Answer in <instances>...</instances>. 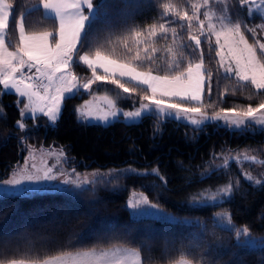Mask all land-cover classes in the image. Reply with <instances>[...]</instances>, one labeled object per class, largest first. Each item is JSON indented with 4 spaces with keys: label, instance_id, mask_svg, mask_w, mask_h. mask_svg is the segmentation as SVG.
<instances>
[{
    "label": "trees",
    "instance_id": "1",
    "mask_svg": "<svg viewBox=\"0 0 264 264\" xmlns=\"http://www.w3.org/2000/svg\"><path fill=\"white\" fill-rule=\"evenodd\" d=\"M8 2L6 39L11 49L20 45L21 20L29 34L58 28L57 20L44 14L41 0ZM93 3L95 13L86 22L81 55L94 57L100 51L121 63L139 65V71L160 75L169 74V66L176 62L183 69L202 57L213 85L211 96L205 91L204 112L213 116L221 109L241 111L264 102V95L250 84L225 78L215 55L217 45L198 31L205 13L214 10L227 13L250 43L257 42L247 30L255 21L240 0ZM185 13L195 18L182 20ZM162 24L167 30L163 33ZM193 35L201 39L198 49ZM137 54L143 63L135 60ZM75 59L74 74L81 81L93 79L92 70ZM97 74L104 73L97 70ZM122 82L135 91L124 93L109 82L96 81L89 92L81 90L64 100L55 125L46 117L27 119L24 130L16 127L24 101L18 103L22 98L0 85V180L24 161L29 149L40 146H61L81 171L104 173L83 189L70 186L33 195H0V264L43 262L114 247L136 250L142 264H264V244L238 246L237 236L245 227L252 237L264 240V128L248 125L234 130L215 120L195 126L154 112L139 123L116 120L100 125L78 120L77 109L94 95H108L127 110L145 102V87ZM134 193H143L178 220L133 218L128 200ZM221 210L229 213L235 229L219 224L216 212Z\"/></svg>",
    "mask_w": 264,
    "mask_h": 264
},
{
    "label": "snow or ice",
    "instance_id": "2",
    "mask_svg": "<svg viewBox=\"0 0 264 264\" xmlns=\"http://www.w3.org/2000/svg\"><path fill=\"white\" fill-rule=\"evenodd\" d=\"M246 2L247 0H240L241 4ZM41 3L43 9L53 13L58 20V28L55 31L26 35L25 27L21 23L19 28L20 45L14 51L5 47V38L0 35V85H3L4 90H14L20 98L27 99V103H24V108L21 111V116L24 119L39 120L41 117H46L50 124H55L62 112V101L74 98L81 88L89 90L96 81L109 82L124 93L134 92V88L125 86L122 78H128L138 85L146 86L142 99L148 103L141 104V110L118 113L115 101L104 96L102 99L108 105L109 110L97 109V112L102 113L98 118L110 122L109 117L118 120L121 116L124 118L141 117L142 114L154 112L161 118L179 120L186 117L193 125H201L209 119L207 113L202 111V108L205 107L203 97L205 91L211 96L213 85L211 73H206V69H204L202 57L199 63H188L183 69H180L179 63L176 62L169 66V74L160 75L153 74L151 70L139 71V65L121 63L102 55L100 51H96L94 57L88 54L81 55L86 22L90 17L85 15V6L87 10H93L95 7L93 0H41ZM165 7L168 8L167 5ZM10 8L11 5L5 0H0V33L9 26ZM205 15L207 16V13ZM180 18L191 21L195 17H189L185 13ZM160 29L162 33L167 31L163 24L160 25ZM208 29L206 39L215 35V44L218 49L215 55L219 57L220 67L226 74L225 78H227V74H233L238 81L250 84L257 92L264 95V43L258 44V54L256 46L258 42L249 43L241 31L239 23L231 27L222 24L219 31L210 23ZM247 30L253 34L256 31L254 28ZM198 31L200 35H205L203 21H200ZM173 33L175 34V29H173ZM152 34L154 35L155 32L153 31ZM191 39L195 42V48L198 49L201 39L196 35H193ZM75 58L83 61L92 70L93 79L88 80L82 86L77 84V77L69 71L70 67L77 63ZM148 59L150 58L145 56V60ZM135 60L141 61L139 54L136 55ZM141 63L143 62L141 61ZM97 69H102L104 74L98 75ZM18 103H23V99ZM90 103L86 101L84 109H88ZM189 104L192 106H188ZM152 105L155 107L152 108ZM207 106L211 107L212 105L208 104ZM84 109H77V112L87 117L97 114L90 109L86 111ZM261 110H264V102L259 103L257 107L248 106L241 111L221 109L214 113L212 119L222 120L225 126H235L237 129L248 124L264 125V118L257 119L256 117V113ZM0 112H2V108H0ZM197 114L200 119L191 118ZM78 120H80V116H78ZM38 126L37 124L33 125L34 128ZM16 127L24 130L25 124L17 121ZM126 171L133 170L127 169ZM137 175L140 174L137 173ZM249 179L251 178L249 177ZM55 180H58V177L53 174V169L48 167L42 175L26 174L23 180L9 179L0 182V187L3 188L6 195L10 191L21 190L23 181L37 183ZM63 183L83 189L87 181L76 183L65 179ZM222 191L227 193L229 189L224 188ZM140 203L147 205L149 203L147 197L129 206L136 208ZM151 207L157 208L159 211L157 205L153 204ZM237 236L251 239L247 229L244 232H237ZM244 243L245 240L238 239V246H242ZM87 255L85 253L84 257L86 258ZM131 255L135 256L136 253L133 251ZM45 264L48 262L45 261ZM117 264H124V261H117Z\"/></svg>",
    "mask_w": 264,
    "mask_h": 264
},
{
    "label": "rangeland",
    "instance_id": "3",
    "mask_svg": "<svg viewBox=\"0 0 264 264\" xmlns=\"http://www.w3.org/2000/svg\"><path fill=\"white\" fill-rule=\"evenodd\" d=\"M206 3H207V1H206ZM247 4H250L251 9L253 10L255 7V0H247ZM85 9H86V6H85ZM94 13H95V7L93 10H87L86 9V15L93 17ZM224 14H226V15H223V14L220 15L218 12H216L214 10H208L207 11V16L205 17V20L203 21L205 35L208 34V31H209L208 25L210 23L215 27V29L217 31L220 30L222 24L227 25L229 27H231L235 24L231 20V17L227 13H224ZM252 35L254 36L255 33L254 34L252 33ZM210 39L212 41H214V43H215L216 38H215L214 34L210 36ZM246 39H247V37H246ZM218 59H219V57H218ZM221 69L224 72L223 68H221ZM69 71L72 74H74L73 71L71 70V68L69 69ZM227 75L236 78L233 74H227ZM76 77H77V84L78 85L82 86L84 83H86L88 81V80L81 81L78 76H76ZM92 85H91V87H92ZM90 89L89 90H83L81 88V90L83 92H89ZM104 96H108V95H94V96L90 97L89 99H87L86 100L87 102H91L88 105V109L92 110L94 113H97V114L94 115L93 117H87V116L81 115L78 112V114L80 116V120H83L84 122L89 123V124H100V125H107L109 123L116 121V119H113L112 117H109L110 122L104 121L103 119L98 118L99 116L102 115V113L97 112V109H103L104 111L109 110L108 105L102 99V97H104ZM108 97L113 99L110 96H108ZM22 99H23L24 103H27L26 98H22ZM85 102L79 107V109H84ZM24 103L21 107V111L24 108ZM143 103H148V102L145 101ZM115 104H116V111L118 113L119 112H130V111L141 110L140 106H137L133 110H127L123 106L118 105L116 103V101H115ZM63 105H64V101H62V109H63ZM154 107L155 106L152 105V108H154ZM88 109H84V110L86 111ZM151 113H153V112H151ZM145 115H147V114H142L141 117H132V118H124L123 116H121L118 120H122L126 123H139ZM207 116L209 118L207 121L213 120L212 119L213 116H211L209 114H207ZM256 117H257V119L264 118V110H261V112L256 113ZM191 118L200 119L199 114H197ZM26 120L27 119H24L23 117H21V119H20V121L23 122L24 124H25ZM179 120L182 122H187V123L191 124L189 118L182 117ZM56 123L57 122H55V124ZM55 124H52V125H55ZM219 125L227 127V128H231L234 130H239V129H243V128L247 127L248 125H253V124L241 126V128L237 129V128H235V126H225L224 122L221 120V121H219ZM195 126H199V125H195ZM254 126L264 128V125L255 124ZM48 167H51L53 169V174L58 177V180L47 181V182H37V183L23 181L21 190L15 191V192L10 191L7 194L33 195L37 192L55 191L58 189H63V188L73 186V185H65L63 183V180H65V179L75 181L76 183H83L84 181H87V184L84 185V187H85V186H89V185L93 184L97 178L104 175V173L100 170H97V171L95 170L92 172L81 171L79 169V167L77 165H75V162H73L72 159L69 158V156L67 155L66 149L62 148L61 146H52V147L40 146L37 148L29 149L27 151V155H26L24 161L15 170H13L7 178L0 180V182L6 181L9 179L23 180V177L26 174H33V175L40 174V175H42L43 172ZM73 170H74V172H73ZM0 195H5L2 187H0ZM144 197H146V196L143 193L132 194L128 200V206L130 204L136 203L137 201H142V199ZM151 205H153V204H151L149 202L147 205L140 203L136 208H132L129 206V208L131 210L132 217L136 218V219L156 218L158 220H167V221L178 220V218L176 216H174L173 214H171V213H169V212L165 211L164 209L157 206L159 209V211H158L157 208H153V207H151ZM216 219L221 226L228 228V229H235V224L230 219V215L227 211L221 210L219 212H216ZM245 229L246 228L243 227L240 229L239 232H244ZM248 235H250L249 232H248ZM238 239L239 240H245V243H247L253 247L261 246L264 244V240H261V238L252 237V236H251V239H246V237H244V236L238 237ZM133 251L136 253L135 256L131 255V253ZM85 253L88 254L86 258L84 257ZM46 261L48 262V264H82V261H83V264H117V261H124V264H142L141 256H140L139 252H137L136 250H133V249L123 248V247H114V248L105 249V250H85V251H80L77 253L65 254V255L53 257V258H50ZM15 262H16V264H45V261H43V262L15 261ZM181 262H183V264H192L188 261H181ZM8 264H13V262L8 263Z\"/></svg>",
    "mask_w": 264,
    "mask_h": 264
},
{
    "label": "crops",
    "instance_id": "4",
    "mask_svg": "<svg viewBox=\"0 0 264 264\" xmlns=\"http://www.w3.org/2000/svg\"><path fill=\"white\" fill-rule=\"evenodd\" d=\"M6 3H8L10 5V3L8 2V0H5ZM247 5V7L249 8V12H248V15L250 16V18H253V20L255 22H253V26L251 29H255V35H254V38L256 39V41L259 43H264V0H255V7L254 9L252 10L251 9V5L250 4H247V2L245 3ZM44 10V14L47 16V17H50V18H54L56 19V17L54 16L53 13H51L50 11H46L45 9ZM9 13H10V16H11V8L9 10ZM85 15H86V9H85ZM57 20V19H56ZM251 20V19H250ZM58 22V20H57ZM21 23H23L24 25V22L23 20L20 21L19 23V28H20V25ZM18 28V30H19ZM6 29L5 28L2 33H0V35H3V37L5 38V47H7L10 51H14L16 49H11L7 43V39H6ZM25 34L26 35H30L29 33L26 32L25 30ZM38 34V33H37ZM71 68V67H70ZM72 70V69H71ZM99 71H102V69H97ZM74 73V72H73ZM77 76V75H76ZM126 81H129V82H132V83H135L137 84L136 82L134 81H130L128 78H122ZM140 86H143V85H140ZM143 87H146V86H143ZM8 91H12L14 92V90H8ZM205 96V95H204ZM204 99V97H203ZM182 262H179V263H176V264H181Z\"/></svg>",
    "mask_w": 264,
    "mask_h": 264
},
{
    "label": "built area",
    "instance_id": "5",
    "mask_svg": "<svg viewBox=\"0 0 264 264\" xmlns=\"http://www.w3.org/2000/svg\"><path fill=\"white\" fill-rule=\"evenodd\" d=\"M25 71L27 72V70H25ZM32 71H33V73L35 72V70H34V69H33Z\"/></svg>",
    "mask_w": 264,
    "mask_h": 264
}]
</instances>
